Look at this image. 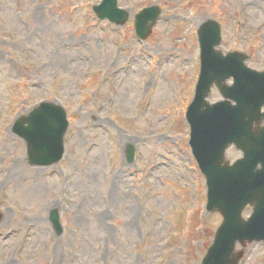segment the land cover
I'll list each match as a JSON object with an SVG mask.
<instances>
[{
	"label": "rangeland",
	"instance_id": "374dc122",
	"mask_svg": "<svg viewBox=\"0 0 264 264\" xmlns=\"http://www.w3.org/2000/svg\"><path fill=\"white\" fill-rule=\"evenodd\" d=\"M102 1L0 0V264H202L222 224L206 211L186 114L198 31L218 21L219 50L264 72V0H118L125 26L96 17ZM154 5L160 20L140 40L135 16ZM223 99L215 87L208 96ZM41 102L63 105L70 121L63 158L48 166L12 132ZM235 252L264 264V243Z\"/></svg>",
	"mask_w": 264,
	"mask_h": 264
},
{
	"label": "water",
	"instance_id": "95a60500",
	"mask_svg": "<svg viewBox=\"0 0 264 264\" xmlns=\"http://www.w3.org/2000/svg\"><path fill=\"white\" fill-rule=\"evenodd\" d=\"M94 11L100 19L117 25H124L129 19V13L118 8L117 0H104ZM160 14L159 8L151 7L136 16L139 37H148ZM199 38L202 70L195 99L187 113L192 129L190 144L206 176L208 210H219L225 218L203 264H238L241 256L233 254L237 239L264 240V127L252 130L253 123L260 125L264 121V72L247 68V56L243 54L224 56L216 50L222 41L217 22H206ZM231 79L234 85L228 86ZM214 85L225 101L210 105L206 99ZM68 128L64 108L44 102L20 118L14 132L26 141L31 162L48 166L62 159ZM233 144L245 153V158L229 166L225 154ZM130 152L132 159L133 149ZM248 203L255 206V212L245 222L241 214ZM52 221L60 230L56 210L52 212Z\"/></svg>",
	"mask_w": 264,
	"mask_h": 264
},
{
	"label": "bare ground",
	"instance_id": "6f19581e",
	"mask_svg": "<svg viewBox=\"0 0 264 264\" xmlns=\"http://www.w3.org/2000/svg\"><path fill=\"white\" fill-rule=\"evenodd\" d=\"M20 166H21V164L20 165H16L15 166V170H18L19 168H20ZM118 175H116V177H117Z\"/></svg>",
	"mask_w": 264,
	"mask_h": 264
}]
</instances>
